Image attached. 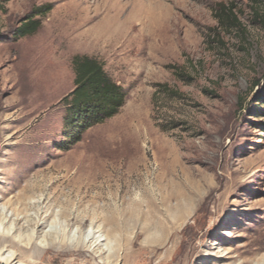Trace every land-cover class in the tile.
<instances>
[{
	"label": "rangeland",
	"instance_id": "obj_1",
	"mask_svg": "<svg viewBox=\"0 0 264 264\" xmlns=\"http://www.w3.org/2000/svg\"><path fill=\"white\" fill-rule=\"evenodd\" d=\"M135 1L0 0V264H264V0ZM75 55L125 102L68 147Z\"/></svg>",
	"mask_w": 264,
	"mask_h": 264
},
{
	"label": "trees",
	"instance_id": "obj_2",
	"mask_svg": "<svg viewBox=\"0 0 264 264\" xmlns=\"http://www.w3.org/2000/svg\"><path fill=\"white\" fill-rule=\"evenodd\" d=\"M258 4L259 0H251ZM221 24L239 28L238 19L231 10L221 8L216 14ZM37 21L28 19L17 34L31 36L39 30ZM73 89L65 95L60 104L64 107V136L68 147L77 143L89 128L102 124L116 116L125 102L122 88L105 72L103 65L94 57L75 55L71 60Z\"/></svg>",
	"mask_w": 264,
	"mask_h": 264
},
{
	"label": "bare ground",
	"instance_id": "obj_3",
	"mask_svg": "<svg viewBox=\"0 0 264 264\" xmlns=\"http://www.w3.org/2000/svg\"><path fill=\"white\" fill-rule=\"evenodd\" d=\"M129 4H131V3H129ZM102 5H103V7L106 8V10L108 12L105 13V15H104L105 18L103 19L102 24L99 26L98 32L95 31V33H100V34L106 33L109 30H111V28L115 27V25L117 24V20L120 21L122 15H123V17H124V15H126L125 14L126 7L125 6H121L120 7L119 5H117L116 0H103ZM133 6L135 7V9L133 11L128 12L129 13L128 17L131 19L132 23L139 21L140 24H144L148 20H150V21H156L157 20V13H156L157 5H154V7L149 6V5L148 6H143V5L140 4V2H138L136 0L135 2H133ZM112 12H114V13H112ZM111 15L113 17H110ZM108 18H109V20L107 21ZM126 30L133 32V28L132 27L124 29L122 32H126ZM76 35H78V34H76ZM74 40H77V38L75 37L72 41H74ZM36 185H37V183H36ZM76 231L77 230L73 231V236L76 235V233H77ZM94 232L95 231H92L91 229H88L86 231V234L83 236V240H82L83 243L87 242L89 235H91ZM1 234L2 235L10 234V227H5V226L2 225V223H0V235ZM91 236H94V235H91ZM106 239L107 238L105 236H103V235H97V239L95 241L93 240L95 244L94 245H90V246L88 245V246L90 248L94 247V246H96V243H100V242L102 243ZM104 249L107 250L108 249V245H106ZM10 253H11L10 251H7V253L3 254V251H0V258L2 260H5L6 257L10 256Z\"/></svg>",
	"mask_w": 264,
	"mask_h": 264
},
{
	"label": "crops",
	"instance_id": "obj_4",
	"mask_svg": "<svg viewBox=\"0 0 264 264\" xmlns=\"http://www.w3.org/2000/svg\"><path fill=\"white\" fill-rule=\"evenodd\" d=\"M10 257V256H9ZM6 258H8V257H6ZM1 259V258H0ZM2 260V259H1ZM2 261H6V259L5 260H2Z\"/></svg>",
	"mask_w": 264,
	"mask_h": 264
}]
</instances>
